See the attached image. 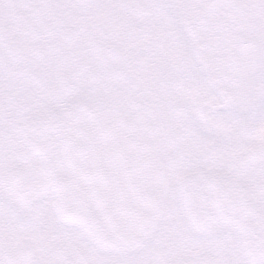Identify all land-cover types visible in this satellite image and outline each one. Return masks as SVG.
Returning a JSON list of instances; mask_svg holds the SVG:
<instances>
[{
    "label": "flooded vegetation",
    "instance_id": "af4514ba",
    "mask_svg": "<svg viewBox=\"0 0 264 264\" xmlns=\"http://www.w3.org/2000/svg\"><path fill=\"white\" fill-rule=\"evenodd\" d=\"M225 1L233 27L216 35L206 14L194 15V0H0V199L16 219L40 225L0 230V264L8 241L31 243L33 264H264V145L248 142L263 117L264 0ZM105 110L150 121L182 218L165 209L156 233L186 247L203 239V248L175 258L149 251L135 263L149 245L121 244L93 210L81 227L55 221L51 205L67 175L60 137ZM175 113L195 133L179 134ZM222 114L233 128L221 126ZM233 130L238 143L222 150ZM198 133L204 147L184 143ZM177 165L185 173L175 182ZM22 166L41 169L49 189L27 207L7 178ZM87 229L109 253L87 241ZM225 233L236 254L217 239Z\"/></svg>",
    "mask_w": 264,
    "mask_h": 264
},
{
    "label": "water",
    "instance_id": "95a60500",
    "mask_svg": "<svg viewBox=\"0 0 264 264\" xmlns=\"http://www.w3.org/2000/svg\"><path fill=\"white\" fill-rule=\"evenodd\" d=\"M62 147L69 176L53 206L57 219L65 225H82L94 206L117 238L141 246L159 223L168 193L149 124L114 112L95 115L62 137ZM15 174L11 180L19 190L28 195L47 193L41 171L25 168ZM83 185L92 188L85 192ZM40 197L21 199L30 202ZM3 255L8 264H31V254L22 244L6 245Z\"/></svg>",
    "mask_w": 264,
    "mask_h": 264
},
{
    "label": "rangeland",
    "instance_id": "374dc122",
    "mask_svg": "<svg viewBox=\"0 0 264 264\" xmlns=\"http://www.w3.org/2000/svg\"><path fill=\"white\" fill-rule=\"evenodd\" d=\"M177 52H179V51L177 50ZM262 105H264V103ZM261 111H262V115H263V117H261V118H264V107L262 108ZM180 116L182 117L183 115H177L176 113L174 114V122L178 118L177 119V122H178L177 125L174 124L175 128H177L179 130L178 133L182 134L185 131H187L186 133H189V134L195 133L193 131V129L189 126V124L187 125V127H189V128H186V126H185V124H184V122H183V120L181 119ZM219 119H220L219 121H220V124H221L222 127L233 128L234 125L231 122V119L230 120L227 119V116L225 114H222L221 116H219ZM262 123L264 124V120H260V117H259L258 124H259L260 127L263 126ZM235 126L237 128H242L243 127L242 124H235ZM232 135H233V140H232V142L230 141L231 144L227 145L225 142H228V141H223L225 146L223 148L221 147L222 150H229L232 147V143L233 144L238 143L239 131H234L233 130L232 131ZM197 138H198V140H197ZM183 140H184V143H190L193 147L194 146H201V148L204 147L205 142H206V139H205L204 135H202L200 133L197 134V137L196 136L194 137V140H191V139L187 140L186 136L183 137ZM208 141H212V139L210 138ZM248 142L249 143L253 142V143H256V144H258L260 146L264 145V127L263 128H256L254 133L249 138ZM223 143H221V144H223ZM241 144H243V143H241ZM176 151H173V153H176ZM219 151L221 152L220 149H219ZM182 153L184 155L187 154L186 151H183ZM179 167H180V165H177L176 169H175V177H174V181L175 182H178L179 180H177V178L181 177L185 173V171L182 168H179ZM173 189L174 188L172 187L170 202H169V205L167 207V211H168L167 216L172 215L173 217L175 216L176 219L180 220L182 218L180 217L179 210H178L179 208L177 207V195H176L175 189L174 190ZM9 213L14 215V217L12 215H9ZM178 216H179V218H178ZM43 217H45V216H43ZM47 220L50 221V218H48ZM43 221H44V219H43ZM51 221H52V219H51ZM0 225H1L0 226V230H2L3 234H5L6 236L8 235V227L7 226L11 227V226L15 225L16 227H21L22 230L26 229L27 231H33V230L38 229L40 227V225H37V224H35L32 227L31 224L27 225V224H25L24 221H22V220L20 221L18 218L16 219V215L14 213L10 212L7 209V206L4 204V202L1 199H0ZM42 226L44 228L47 225H43L42 224ZM39 231L41 232L42 238L46 242V245H48V247L51 246V244H49V240L48 239L46 240V237L43 236V234H44L43 233V229H41ZM73 235L75 236L74 237L75 241H73V242L76 245L77 244L83 245V243L85 242L84 239L82 237H80L78 235V233L77 234L74 233ZM166 237H167V235H166V230L165 229H163L161 231H158V233L149 242V246H148L147 250L145 249L146 251L140 253L139 255H137L134 258L135 263H137L138 260L142 259L144 257V255H146V254L148 255L149 251L153 252L154 254L159 253V251H161V253L170 252L171 253V257L175 258V256H173V252L174 251H178L179 252V254L176 256V257H178L180 255H183L184 253H188L189 251H194V250H198V249L200 250L201 248L204 247V245L202 244V242H203L202 240L203 239L190 240L189 241V246L186 247V246H183V245H179V243H176V242L170 243L168 240L165 241ZM178 238H180V237H178ZM80 239L83 241V243H82V241H80ZM217 239H221L222 242H225V244L222 246L223 249H225L226 251L231 250V251H234V253H235L234 237L231 238L227 233H225L224 235H221V236L217 237ZM121 260L122 259H120V258L116 259V262L114 264H120ZM130 262H131V260H128V261L124 262L123 264H128Z\"/></svg>",
    "mask_w": 264,
    "mask_h": 264
}]
</instances>
